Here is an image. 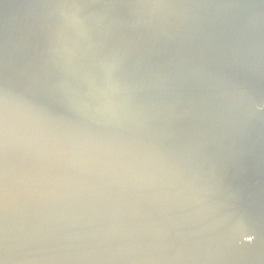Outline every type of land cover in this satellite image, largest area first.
<instances>
[{"label": "water", "instance_id": "1", "mask_svg": "<svg viewBox=\"0 0 264 264\" xmlns=\"http://www.w3.org/2000/svg\"><path fill=\"white\" fill-rule=\"evenodd\" d=\"M0 264H264V0H0Z\"/></svg>", "mask_w": 264, "mask_h": 264}, {"label": "snow or ice", "instance_id": "2", "mask_svg": "<svg viewBox=\"0 0 264 264\" xmlns=\"http://www.w3.org/2000/svg\"><path fill=\"white\" fill-rule=\"evenodd\" d=\"M258 110H260V109L258 108Z\"/></svg>", "mask_w": 264, "mask_h": 264}]
</instances>
